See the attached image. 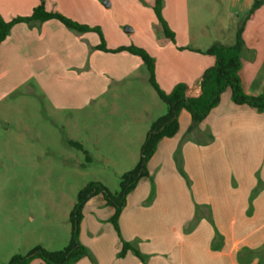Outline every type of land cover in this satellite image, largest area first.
I'll use <instances>...</instances> for the list:
<instances>
[{
  "label": "crops",
  "instance_id": "0c3cea01",
  "mask_svg": "<svg viewBox=\"0 0 264 264\" xmlns=\"http://www.w3.org/2000/svg\"><path fill=\"white\" fill-rule=\"evenodd\" d=\"M255 1L162 0L173 41L153 12L155 0L44 5L97 28L108 50H145L162 92L184 85L189 98L199 95L200 79L214 62L202 52L232 46ZM257 1L241 34L238 72L250 96L264 95V0ZM37 5L38 0H0V17L6 22L28 17ZM221 7L226 22L208 26L206 12L215 16ZM99 44L96 32L78 33L56 20L13 25L0 44V110L12 112L18 100L30 97L56 114L85 111L95 122L90 133L98 151L132 169L151 123L164 116H154L148 100L155 104L160 98L144 85L148 73L139 57L95 49ZM177 121V132L161 139L149 159L148 177L127 195L118 233L110 223L114 210L101 195L85 203L79 241L88 255L74 264H264V111L234 104L226 89L199 123L184 110ZM122 241L142 259L132 251L120 257Z\"/></svg>",
  "mask_w": 264,
  "mask_h": 264
},
{
  "label": "rangeland",
  "instance_id": "374dc122",
  "mask_svg": "<svg viewBox=\"0 0 264 264\" xmlns=\"http://www.w3.org/2000/svg\"><path fill=\"white\" fill-rule=\"evenodd\" d=\"M223 11L221 7L215 16L207 11L206 24L225 23ZM148 102L154 116L166 114L162 100ZM13 108L0 110V264L35 247L65 248L77 193L89 183H99L116 195L120 176L131 170L127 162L98 151L90 133L95 122L85 111L56 114L30 97ZM69 142L81 144L83 150Z\"/></svg>",
  "mask_w": 264,
  "mask_h": 264
},
{
  "label": "trees",
  "instance_id": "16d2710c",
  "mask_svg": "<svg viewBox=\"0 0 264 264\" xmlns=\"http://www.w3.org/2000/svg\"><path fill=\"white\" fill-rule=\"evenodd\" d=\"M44 1L38 0V5L28 17H16L10 22H6L0 17V44L5 40L13 25L23 22L56 20L66 28L78 33L96 32L100 37V44L95 49L105 52L125 51L141 59L148 73V82L160 100L166 104L167 112L164 116L151 123L146 138L142 143L140 156L135 167L120 176V191L118 194H110L99 183H89L77 193L76 203L70 212V235L68 245L65 248L59 251H47L40 247H35L26 255L12 256L6 264H29L32 259H39L43 264H74L87 256L88 252L86 248L79 241V225L85 203L97 194H101L106 204L113 208L114 213L110 219V223L118 233V218L125 206L127 195L142 178L148 177L147 163L153 155L158 142L163 138L172 137L177 132V117L181 110L186 111L190 115L193 124L199 123L218 105L224 91L229 89L234 104L246 105L260 112L264 111V95L250 96L245 94L238 75L241 66L240 53L244 46L241 34L246 20L260 5L257 0L254 2L248 15L244 17V20L238 26L235 42L232 46L213 45L202 52L205 55L211 56L214 62L211 67L204 71L200 79L199 95L189 98L185 95L186 88L184 85H176L168 94L162 92L155 80L154 60L145 50L135 46L108 50L97 28L80 25L61 14L46 11ZM161 9L162 0H155L153 12L165 36L173 41L174 36L162 18ZM69 145L78 150H83L82 145L77 142H69ZM128 251H132L135 256L142 259V256L136 249L129 243L122 241L118 255L122 257Z\"/></svg>",
  "mask_w": 264,
  "mask_h": 264
}]
</instances>
